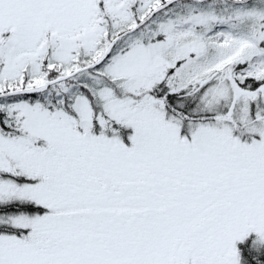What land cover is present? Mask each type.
Masks as SVG:
<instances>
[{
    "label": "snow or ice",
    "instance_id": "obj_1",
    "mask_svg": "<svg viewBox=\"0 0 264 264\" xmlns=\"http://www.w3.org/2000/svg\"><path fill=\"white\" fill-rule=\"evenodd\" d=\"M0 264H264V0H0Z\"/></svg>",
    "mask_w": 264,
    "mask_h": 264
}]
</instances>
